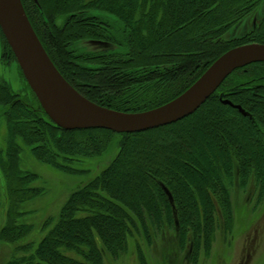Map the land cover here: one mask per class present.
<instances>
[{
    "label": "trees",
    "instance_id": "trees-1",
    "mask_svg": "<svg viewBox=\"0 0 264 264\" xmlns=\"http://www.w3.org/2000/svg\"><path fill=\"white\" fill-rule=\"evenodd\" d=\"M262 1L22 0L62 75L90 100L126 112L174 99L227 50L264 43V14L256 15ZM247 17L250 27L234 34ZM0 114L7 130L0 147L3 243L32 232L23 205L45 191L32 185L39 174L22 167L25 149L60 171L85 175L89 170L75 164L102 156L121 135L113 159L46 218L36 248L18 244L3 264H109L106 256L120 258L130 241L139 264H149L143 243L164 232L176 235L175 247L191 250L193 263L201 249L209 254L218 227L232 229L233 188L251 185L257 201L264 199V62L234 70L192 114L140 132L64 129L28 83L18 91L1 79Z\"/></svg>",
    "mask_w": 264,
    "mask_h": 264
},
{
    "label": "rangeland",
    "instance_id": "rangeland-1",
    "mask_svg": "<svg viewBox=\"0 0 264 264\" xmlns=\"http://www.w3.org/2000/svg\"><path fill=\"white\" fill-rule=\"evenodd\" d=\"M261 9L256 15L264 14ZM108 13L102 16H108ZM111 17H114L113 15ZM117 19V18H115ZM253 17L242 20L234 29V34H241L246 31ZM0 44L3 40L0 36ZM92 47V44H86ZM0 77L9 81L15 90L20 91L26 85V79L22 75L21 68L15 61H10L6 65L1 60L0 47ZM22 87V88H21ZM1 115V114H0ZM6 123L0 116V147L6 145ZM121 135H115L111 149L102 156L91 159H84L83 163L75 164L89 170L85 175H71L60 171L50 165L36 160L31 153L25 149L22 153V167L39 174V178L32 185L44 188V193L34 200L23 205V210L29 213L24 218V222L33 225L32 232L17 244L0 242V264H3L14 253L18 244L34 243L33 250L37 243L47 232L42 229V225L47 217L57 216L62 205L69 194L79 185L86 183L95 177L116 155L118 143ZM251 186V185H250ZM248 186L245 189L235 187L232 189V200L234 205V224L230 231L218 227L216 238L212 244L209 254H205L201 249L198 257L190 262L191 250L178 249L176 235L168 232L158 233L154 236L151 245L143 243L149 264H264V199L257 201L258 191L254 187ZM0 179V228L5 223V195L2 190ZM191 249V247L189 248ZM187 253V254H186ZM136 246L134 241H130V248L127 253L118 259L106 256L109 264H139L137 260Z\"/></svg>",
    "mask_w": 264,
    "mask_h": 264
},
{
    "label": "water",
    "instance_id": "water-1",
    "mask_svg": "<svg viewBox=\"0 0 264 264\" xmlns=\"http://www.w3.org/2000/svg\"><path fill=\"white\" fill-rule=\"evenodd\" d=\"M0 27L23 74L47 115L60 127L140 132L176 122L195 112L236 69L264 62V43L233 47L174 99L152 109L126 112L80 93L59 71L38 37L22 0H0Z\"/></svg>",
    "mask_w": 264,
    "mask_h": 264
},
{
    "label": "flooded vegetation",
    "instance_id": "flooded-vegetation-1",
    "mask_svg": "<svg viewBox=\"0 0 264 264\" xmlns=\"http://www.w3.org/2000/svg\"><path fill=\"white\" fill-rule=\"evenodd\" d=\"M264 1V0H263ZM262 1V3H263V5H262V9L264 10V2ZM264 12V11H263ZM0 29H1V27H0ZM1 31H2V29H1ZM2 33H3V31H2ZM2 33L0 32V36H1V39L3 40V44L1 45L0 44V47H1V60H2V62L4 63V64H6V65H10V61H15L14 59H9L8 58V55H5V44H4V41H5V39H6V37H5V35H4V33H3V35H2ZM4 37H5V39H4ZM6 41H7V39H6ZM7 43H8V41H7ZM9 44V43H8ZM10 46V45H9ZM23 75V74H22ZM0 79L1 80H4V81H6L7 83H9L12 87H13V85L9 82V81H7L6 79H4V78H1L0 77ZM26 87V86H25ZM24 87V88H25ZM22 88V87H21ZM23 88V89H24ZM13 89H14V87H13ZM23 89H20V90H23ZM23 93V92H22Z\"/></svg>",
    "mask_w": 264,
    "mask_h": 264
}]
</instances>
